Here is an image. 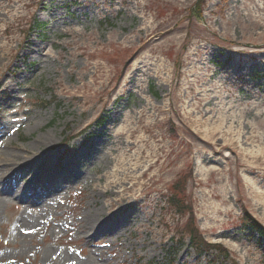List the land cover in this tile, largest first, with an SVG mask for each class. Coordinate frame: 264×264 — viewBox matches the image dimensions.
Returning <instances> with one entry per match:
<instances>
[{
    "label": "rangeland",
    "instance_id": "rangeland-1",
    "mask_svg": "<svg viewBox=\"0 0 264 264\" xmlns=\"http://www.w3.org/2000/svg\"><path fill=\"white\" fill-rule=\"evenodd\" d=\"M0 47V264H264V0H0Z\"/></svg>",
    "mask_w": 264,
    "mask_h": 264
},
{
    "label": "trees",
    "instance_id": "trees-1",
    "mask_svg": "<svg viewBox=\"0 0 264 264\" xmlns=\"http://www.w3.org/2000/svg\"><path fill=\"white\" fill-rule=\"evenodd\" d=\"M257 77H261L260 75H257ZM152 94V96H154L155 98H156V95H155V93L153 94V93H151ZM65 143V142H64ZM176 189V191H178V189L177 188H175ZM172 197L173 198H171V203H172V206L177 210V211H184V208H183V206L181 205V204H179L178 203V200H176L175 199V196H173V194H172ZM189 245H190V247L193 249V251L197 254V255H209V253L211 252V251H215V254L214 255H209V257H211V263H214L215 261H217V260H215L214 261V259H215V257H216V255H218V257L220 258V259H223V260H225L226 258V256H225V251L222 249V247H221V250H218L216 247H219V246H216V247H212L211 245H209V244H206V243H202L201 241H200V239H199V237H197V234L194 232V233H190L189 234ZM195 238H197V240L195 239ZM220 248V247H219ZM225 256V257H224ZM135 264H156V263H154L153 261H147V262H143L142 260H138L137 262H135Z\"/></svg>",
    "mask_w": 264,
    "mask_h": 264
},
{
    "label": "bare ground",
    "instance_id": "bare-ground-1",
    "mask_svg": "<svg viewBox=\"0 0 264 264\" xmlns=\"http://www.w3.org/2000/svg\"><path fill=\"white\" fill-rule=\"evenodd\" d=\"M146 31H147V28H143V29H142V32H146ZM0 48H2V47H0ZM0 58H3V57L0 56ZM138 65H139L138 70H139L140 72H142V71H141V68H146V70H149L148 68H149V65H151V63L148 62V58L145 57V58L141 59V60L138 62V64L134 65L133 68L136 70ZM149 108H152V106H150V104L147 103L146 110L149 109ZM141 112L143 113V110H141ZM141 112L137 113V114H138V115H137L138 117L141 116ZM125 118H126V117H125ZM125 118H124V119H125ZM119 131H120V128H118V130L116 131V134L120 133ZM113 142H114V141H113ZM126 142H128L127 139H126ZM129 145L134 146V143H129ZM3 155H4V154H3ZM17 157H19V155H16V154H14L13 152H6V153H5V156H4V159L0 160V161H1L0 164H1V163L4 164L3 162H4L5 160H8V161H9V159H11V158H17ZM24 162H25V159H23V160L20 161V163H24ZM4 170H5V167L2 168L0 171L3 172ZM37 179H38V178H37ZM124 179H125V178H124ZM34 180H36V179H34ZM31 189H33V188H31ZM92 220H94V218H93ZM90 222H91L90 225H92L93 222H92V221H90Z\"/></svg>",
    "mask_w": 264,
    "mask_h": 264
}]
</instances>
